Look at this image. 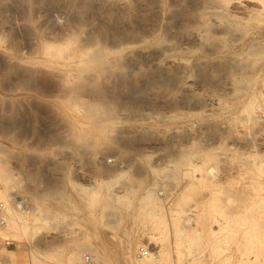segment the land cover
Here are the masks:
<instances>
[{"label": "bare ground", "instance_id": "bare-ground-1", "mask_svg": "<svg viewBox=\"0 0 264 264\" xmlns=\"http://www.w3.org/2000/svg\"><path fill=\"white\" fill-rule=\"evenodd\" d=\"M155 1L164 4V0ZM244 1L258 6L245 11L242 18L227 15V8L231 2L240 8L243 0H209L212 10L196 16L199 26L182 33L184 39L195 41L199 49H210L215 57L194 56L198 51H190L176 79L182 91L172 98L218 114L187 110L162 119L165 127L174 129L178 142L189 145L177 148L172 170L159 173L149 166L142 172L144 179L121 181L123 173L114 165L111 171H102L104 175L94 179L90 189L70 185L68 193L43 202L36 221L61 214L92 227V253L105 264H250V251L254 259L258 252L264 258V246L258 244L257 250L250 245L264 240V0ZM212 26L222 31L219 37L210 35ZM111 54L93 45L76 46L67 39L43 45L39 56L31 60L65 94L58 106L70 134L93 157L106 153L116 122L80 94L86 84L97 85L113 72L120 59L110 60ZM140 55L129 54V61L135 62ZM204 86L211 90L200 98L194 91ZM213 116L215 121L210 124ZM10 185L0 165V228L5 225L9 233L26 238L32 234L33 238L27 217L20 216L10 201ZM157 234L165 235L164 239L160 236L163 242L158 251L148 250L141 257L140 249L146 248L139 247L141 237L158 245ZM213 241L218 246L209 247ZM245 245H250L246 253L242 250L248 257L223 261L229 254L235 257ZM85 250V254H71L67 264H80L85 256L95 264Z\"/></svg>", "mask_w": 264, "mask_h": 264}, {"label": "rangeland", "instance_id": "rangeland-1", "mask_svg": "<svg viewBox=\"0 0 264 264\" xmlns=\"http://www.w3.org/2000/svg\"><path fill=\"white\" fill-rule=\"evenodd\" d=\"M105 1L0 0V165L11 182L10 201L20 216L27 217L34 233L33 238L32 234L26 238L7 232L5 225L1 227L0 264H67L71 254H85V249L95 264H105L92 253V227L61 214L36 221L42 203L68 193L70 185L90 189L92 181L102 178V171L109 172L114 165L123 173L121 181L144 179L149 166L158 172L165 168L171 171L177 148L189 145L179 143L174 129L165 127L162 119L187 110L218 114L217 110L183 105L172 98L182 91L176 79L190 51H198L194 56L215 57L210 49H199L195 41L182 37L183 32L199 26L196 16L200 11L212 10L209 0H164L162 6L155 0ZM232 3L227 15L242 18L245 11L258 6L244 0L240 8ZM79 10L80 15L76 13ZM221 34L212 26L213 38ZM67 39L79 47L93 45L110 51V60L120 59L106 79L97 85L86 84L80 94L82 100L102 108L116 122L102 157H93L88 147L73 139L58 106L65 94L52 76L32 62L43 45ZM160 49L162 55L158 54ZM131 53L141 55L135 62L129 61ZM210 90L204 86L194 92L205 98ZM159 135H165L163 140ZM161 235H156L158 245L142 236L139 247L154 254L165 237ZM258 244L264 246V240L250 245L258 250ZM213 245L218 246L214 241L208 246ZM250 245L235 257L229 254L222 260L232 258V262L247 256L244 249ZM250 253V264H264L259 252L255 259ZM35 258L39 261L34 262Z\"/></svg>", "mask_w": 264, "mask_h": 264}, {"label": "built area", "instance_id": "built-area-1", "mask_svg": "<svg viewBox=\"0 0 264 264\" xmlns=\"http://www.w3.org/2000/svg\"><path fill=\"white\" fill-rule=\"evenodd\" d=\"M0 207H1V205H0ZM3 225V220L2 219H0V226H2ZM150 252L148 251V249L147 248H141L140 249V251H139V255L141 256V257H146L148 254H149ZM84 264H93V263H91L90 262V259H89V257L88 256H85L84 257Z\"/></svg>", "mask_w": 264, "mask_h": 264}]
</instances>
